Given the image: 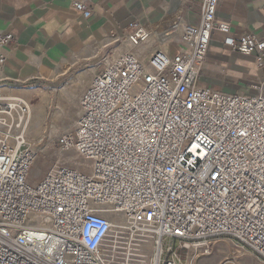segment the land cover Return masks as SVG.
Instances as JSON below:
<instances>
[{
	"label": "built area",
	"instance_id": "1",
	"mask_svg": "<svg viewBox=\"0 0 264 264\" xmlns=\"http://www.w3.org/2000/svg\"><path fill=\"white\" fill-rule=\"evenodd\" d=\"M218 0H202L198 23L178 20L156 34L148 58L135 54L151 30L133 22L123 51L106 54L79 98L73 129L57 138L85 169L56 162L30 180L35 153L0 133V264H107L113 229L150 237L156 264H178L172 244L228 237L264 261V86L255 95L229 94L199 85L215 28ZM84 18L91 10L73 1ZM223 43L256 55L264 39L231 36ZM0 31V91L4 48ZM181 42L169 55L160 45ZM13 113L28 104L15 99ZM0 99V115L9 112ZM3 126V123H0ZM112 210L121 218L106 217Z\"/></svg>",
	"mask_w": 264,
	"mask_h": 264
},
{
	"label": "crops",
	"instance_id": "2",
	"mask_svg": "<svg viewBox=\"0 0 264 264\" xmlns=\"http://www.w3.org/2000/svg\"><path fill=\"white\" fill-rule=\"evenodd\" d=\"M73 1L0 0V31L13 36L4 48V95L29 101L37 91H59L64 76L79 66L88 67L81 72L80 83L67 90L69 95L79 93L80 98L98 72L93 66L100 58L123 51L122 38L131 23L145 24L154 34L135 50L146 59L156 48L157 32L174 20L198 23L202 5V0H82L91 10L84 18ZM222 23L228 25L231 36L253 34L264 39V0H218L215 28L198 82L229 94L255 95L264 86V56L261 64L253 52L225 45L224 34L217 29ZM180 45L175 40L160 47L173 55Z\"/></svg>",
	"mask_w": 264,
	"mask_h": 264
},
{
	"label": "rangeland",
	"instance_id": "3",
	"mask_svg": "<svg viewBox=\"0 0 264 264\" xmlns=\"http://www.w3.org/2000/svg\"><path fill=\"white\" fill-rule=\"evenodd\" d=\"M93 67L96 71L102 68L99 63ZM88 69L79 66L64 76L65 83L59 86L65 88L64 92L61 89L54 92L37 91L31 100L22 99L29 106L36 107L30 114L28 111L19 115L12 112L13 120H10V116H3L5 121L0 122L3 123L0 133L8 135L11 142L24 141L25 146L35 153L30 169L31 181L40 179L56 162L85 169L86 162L73 149L63 150L57 138L73 129L79 113V93L69 95L67 90L77 86L81 81V72ZM71 75L76 80L72 77L74 80L71 78L70 81ZM8 97L11 103H15L16 98ZM168 244L175 247L180 260L178 264H264L252 250L224 236H212L205 241L186 245L165 238L164 246ZM105 256L107 264H156L157 245L146 235L138 233L131 238L125 231L113 229L106 242Z\"/></svg>",
	"mask_w": 264,
	"mask_h": 264
},
{
	"label": "bare ground",
	"instance_id": "4",
	"mask_svg": "<svg viewBox=\"0 0 264 264\" xmlns=\"http://www.w3.org/2000/svg\"><path fill=\"white\" fill-rule=\"evenodd\" d=\"M67 68V66H65L62 70H64V69H66ZM9 99V97L7 96V95H4V93L2 94V91H0V99ZM11 103V102H10ZM28 104V103H27ZM11 105H12V109L9 111V112H5V113H1V116L2 117H0V122L1 121H5V118H3V116L5 117V116H10L9 118H10V120H13V118L11 117L12 116V112H13V110H14V107H15V104L14 103H11ZM28 112H29V114H30V111L32 110V109H34V108H36V107H34V105H30L29 106V104H28ZM12 118V119H11ZM104 215H106V217H108V219L111 221V223H113V224H115L119 219L121 220V218L118 216V214L117 213H115V212H113L112 210H109V211H106L105 212V214Z\"/></svg>",
	"mask_w": 264,
	"mask_h": 264
}]
</instances>
